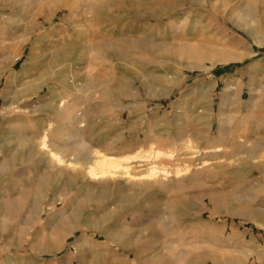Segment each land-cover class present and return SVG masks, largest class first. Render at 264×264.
<instances>
[{
    "label": "rangeland",
    "instance_id": "374dc122",
    "mask_svg": "<svg viewBox=\"0 0 264 264\" xmlns=\"http://www.w3.org/2000/svg\"><path fill=\"white\" fill-rule=\"evenodd\" d=\"M0 264H264V0H0Z\"/></svg>",
    "mask_w": 264,
    "mask_h": 264
},
{
    "label": "bare ground",
    "instance_id": "6f19581e",
    "mask_svg": "<svg viewBox=\"0 0 264 264\" xmlns=\"http://www.w3.org/2000/svg\"><path fill=\"white\" fill-rule=\"evenodd\" d=\"M55 6H57V5H55ZM61 6L60 5H58L57 7H55V10H54V12H56V10H59V8H60ZM235 17H237L236 15H235ZM235 17H234V19H235ZM240 17V16H239ZM241 19V18H240ZM240 19H238V18H236L234 21H236L237 22V20H239V22H242V20H240ZM239 22H238V24H239ZM245 22V21H244ZM250 22V21H249ZM249 22L247 23V24H249ZM241 24V23H240ZM246 24V25H247ZM242 25V24H241ZM248 26V27H247ZM247 26H244V27H246V28H248V29H252V31L251 32H255V30H256V28L254 29V31H253V28H251V27H249V25H247ZM245 29V28H244ZM254 38H256L257 40H258V38H259V40L261 41V39H260V37L257 35V34H255L254 35ZM258 40V41H259ZM27 41V40H26ZM219 57L217 58L216 57V59L215 60H213V61H216V60H221V61H227V60H230V59H233V58H240V57H242V55H239V54H237V55H232V56H227V57H224V55H218ZM213 64V63H212ZM18 107V106H17ZM17 107H15V109L17 110V111H19L18 110V108ZM2 110H4V111H6L7 109H5V108H2ZM198 132V131H197ZM208 134H206V136H207ZM199 136V135H198ZM205 137V136H204ZM210 137H206V139H209ZM43 140V139H42ZM45 142V141H44ZM42 146H44L43 148H45L46 146H45V143L42 145ZM47 148V147H46ZM215 149H217V148H215ZM49 150H51V149H49ZM171 153V152H170ZM172 155H174V154H172ZM170 157H172V156H170ZM79 158V157H78ZM115 158V157H114ZM55 159V158H54ZM56 160H58V161H61L60 160V158H56ZM84 160H86V161H90V164L87 166V174H89L91 177H93V178H102V177H115V176H118V175H122V172H125V173H128L129 171H128V169L126 170L125 168H123V166L120 164V163H118L116 160H114L113 159V157H111V156H107V155H104V154H102V153H100V154H98V152L96 153H94L93 152V154L91 155V157H89V158H86V159H84ZM76 161V162H75ZM53 162V161H52ZM63 162V161H62ZM79 162V159H76V160H74V162H72L73 164L75 163V165L77 164ZM64 163V162H63ZM88 163V162H87ZM81 165H83V163H81ZM70 166H72V165H70ZM127 167V166H126ZM128 168V167H127ZM83 169V168H82ZM147 170V172H145V173H142L140 176L141 177H143L142 179H156V177L158 176L159 177V174H164L165 173V175H166V173H167V171L165 170V169H161V170H158L155 166H151V167H149L148 169H146ZM124 174V173H123ZM168 174V173H167ZM131 176V175H130ZM213 196H216L215 194H213ZM218 198V197H217ZM214 200V199H213ZM259 218V217H258ZM259 219H261V218H259Z\"/></svg>",
    "mask_w": 264,
    "mask_h": 264
},
{
    "label": "crops",
    "instance_id": "0c3cea01",
    "mask_svg": "<svg viewBox=\"0 0 264 264\" xmlns=\"http://www.w3.org/2000/svg\"><path fill=\"white\" fill-rule=\"evenodd\" d=\"M40 138H41V136H40ZM214 202V201H213Z\"/></svg>",
    "mask_w": 264,
    "mask_h": 264
}]
</instances>
